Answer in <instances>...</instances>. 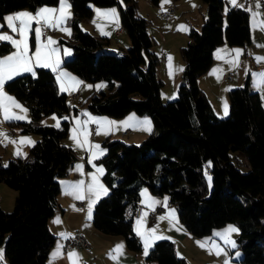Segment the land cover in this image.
I'll return each instance as SVG.
<instances>
[{"label":"trees","instance_id":"trees-1","mask_svg":"<svg viewBox=\"0 0 264 264\" xmlns=\"http://www.w3.org/2000/svg\"><path fill=\"white\" fill-rule=\"evenodd\" d=\"M73 15L71 39H60L73 48L63 60L80 78L105 80L107 90L92 94L87 108L96 114L122 117L129 112L150 115L153 131L141 143H128L107 136L105 166L109 194L96 203L93 223L103 233L123 235L128 248L142 250L133 229V214L146 186L154 194H168L176 205L179 220L193 234L205 236L214 228L236 222L238 247L243 264H264V104L261 93L244 86L229 92V114L219 117L198 78L213 64L214 50L224 42L248 45L252 41L250 13L224 0H203L206 18L200 30L190 29V40L181 48L185 66L177 98L163 101V81L158 77V57L152 52L154 38L148 20L139 13L137 0H69ZM159 2V0H154ZM59 0H0V20L7 13ZM118 4L120 22L131 45L122 52L109 50L111 38L84 31L80 21L89 18L92 5ZM12 49L0 42V54ZM35 77L24 73L5 84L28 107L31 120L20 121L21 132L41 138L30 147L29 157L0 158V184L17 191L14 208L0 204V245H5L9 264H49L55 242L49 219L55 213L60 192L59 178L76 160L72 147L64 144L70 130L71 105L68 94L59 89L56 72L36 67ZM72 111V112H71ZM69 116L60 127L41 124L44 115ZM232 151H240L250 163L242 170ZM207 173L212 175L210 190ZM132 206L133 213L128 212ZM1 264V261H0ZM145 264H189L177 255L171 239L157 240Z\"/></svg>","mask_w":264,"mask_h":264},{"label":"crops","instance_id":"crops-1","mask_svg":"<svg viewBox=\"0 0 264 264\" xmlns=\"http://www.w3.org/2000/svg\"><path fill=\"white\" fill-rule=\"evenodd\" d=\"M195 1L197 0H170V3H166V5L170 7H175L171 5L176 4L178 8L180 7L187 8L188 6L193 4ZM224 2H225V5L226 3H228V7H227L228 9L233 6L229 3V0H226V1L224 0ZM237 3L239 4V2ZM44 6H47V5H44ZM44 6H40L39 8L44 7ZM204 6L205 7H203V10L205 9V15H206L207 5H204ZM58 7H59V4L56 5V8ZM38 9L33 10L34 14L36 13ZM109 10L110 9H102L101 12L103 13ZM8 15H14V13L10 12L6 16ZM176 17H179V16H176ZM119 21H120V18L117 13L116 17L114 18L110 17L109 26L104 28L103 31L108 33V35H104V36H109L110 38H111V35L118 36L119 40H115V45L112 42V40L110 41V45H113L114 47L119 49V52H122L123 50L127 49L131 45V41L128 35H124L126 34L124 31L120 34L117 33L118 27L116 25ZM166 45L167 44L165 42V44H163V49L160 48L158 51L160 55L158 56L159 60H160V57H162V55H165L164 56L165 59L164 60L162 59L164 62L160 60L161 63H158L156 65L157 75L161 80H167V81H170V77L174 72L175 74L179 73L180 76L179 77L177 76L175 78L176 86H175V89L173 88L174 86L172 87L174 89V90H171V93H173L171 94L172 96H168V92L170 91H166V90L164 91V88H163V93H162L163 99H165L166 97L165 94H167L168 98H173L174 95H176V93L178 94V89H179V85L181 82L182 71H183V70L179 71V69H183L185 66V61L182 58V56L181 55L180 57L178 56L179 50L175 49V51L173 52L169 47H167L169 49V53H168L166 52L167 50L165 49ZM222 49H228L229 52L228 53L221 52V58L218 59L217 52ZM232 49H242L243 50V47L232 46L231 44L227 42H224L221 45H219L214 50L213 64L205 73L200 75L198 78V84L203 89V91L206 93L209 101L211 102L214 108L215 113H217V115L219 116L223 115L225 117L228 116L229 114V107H227L228 114L227 115L224 114L225 100L229 96V92L232 88L245 85L247 80L249 79L250 88L255 89L259 91L260 93H262L260 90L261 86H255L252 74H250V76L247 78L246 73H244L243 71L244 70L243 67L247 66L248 70L250 69V71L252 67V64L250 61H247V63H242V58H244L245 60H249L246 54L242 53L238 57V61H239L238 67L233 68L232 65L228 63L229 60L235 58V54L231 53ZM169 57H171V61H169ZM64 59L61 58L62 63ZM62 63L60 65V70L64 71V69H62ZM170 63H171V67L169 66ZM163 66H164V73H162ZM215 69H220L221 71L214 72ZM227 72H230L232 74V79H227L229 81H227L226 78L224 77V74ZM234 72H235V76H234ZM56 77H57V73H56ZM57 83L60 89V82L58 80H57ZM85 87L86 85L84 84L82 90H80L81 92L80 95L82 94ZM63 92L69 93V91H63ZM9 93L12 94L11 96H15L13 93L11 92ZM261 96H262V100L264 104L263 95L261 94ZM105 116H109V115H105ZM130 116H134L136 118L134 121H132V125H133L132 128L127 127L124 131H122V134H121V130L119 132H115L114 130L115 125H111V131L118 137L123 138V141L130 140V142L128 143L138 144L140 141H142L144 138H146L151 133L150 125L148 126L142 123H137V121H144V120L148 121L145 114L140 115L135 112H129L118 121H116L117 119L113 116H109L113 118V119H109L108 117H94V115L93 116L87 115V119L90 120V118H96L98 120L115 121L116 125H118L120 124V122L127 120ZM77 119L78 118L76 117L75 119L73 118L72 128L69 130L68 135L62 139V142L64 144L73 148L76 154V160L73 164H71L67 173L64 176L59 178L60 192L57 197L58 206L53 216L49 219V228L51 232L55 235V242L50 250L49 257H48V263L49 264H72V259H69L67 254L69 252H76L79 254V258H80L77 261V264H145L146 256L144 255V241H143V238L137 234L135 229H136V220L144 216L145 213H147L145 227L147 229L158 227L159 228V232L157 233L158 235L166 236L175 243V251L178 256L184 257L189 264H194V262H198V264H210L207 260H203L201 255H202V252L205 251L206 247L207 248L211 247V242L207 244L205 247H201L197 242L198 241L202 242V241L208 240L209 238H213L212 242L220 246L222 242V238L214 237V233L222 232L220 229L221 226L217 227L218 229L214 228L210 234L205 235V236H197L191 233L184 226V224L179 220L176 205L171 202L169 195L168 194H154L146 186H144L141 189L140 200L137 203V206L134 209V214H133V229L142 243L141 251L136 252L128 248L125 237L123 235L106 234V233L101 232L95 227L93 223V216H94V210H95L96 203L98 202V200H100L102 197L106 195H101L100 198L96 200L95 204L92 207L91 218L89 219L88 211H87L88 210V200L87 199L85 200L75 199V197L71 194L72 189L70 185L80 180H83L85 182V187H86L88 184L92 182V174H96V168L103 167L104 172L102 174H97L98 180H99V183L103 184L104 187L108 189V194H109L111 187L105 181V178H104L105 166L99 161V159L106 153V148L102 144L106 136L104 137L105 134L100 136V134L97 135L96 133L88 136L90 144H99L101 146V149L99 150L98 149L89 150V145H84V147H79L77 143L71 139L72 129L74 127H77L76 125ZM126 130H130V132L126 133ZM92 131L94 130L92 129ZM27 136H29L27 138H30L35 143L41 138L39 134H34V133L31 135H27ZM77 136L79 140H83V136L79 132L77 133ZM27 145L30 150V147L33 144L27 143ZM101 150H103V155L98 154L97 157L93 159L92 152L94 151V152L99 153ZM243 156H244V159L242 161L245 164V166L249 168L250 163L248 162L244 154ZM28 157H25V158H28ZM76 165H83L82 170H77ZM93 165H95V167ZM145 190L147 191L149 197L161 203H157L151 208L148 207L147 204L145 203V197L143 195ZM66 192L68 194H66ZM1 195L2 193H0V198H1ZM85 195H87V193H85ZM165 199L167 200L166 205L163 204V201H165ZM173 205L175 207H173ZM139 207H141L140 211L138 210ZM155 207H161V211L154 217V219H152L150 215V210ZM77 209H82V211H78ZM172 209L175 210L176 218L178 219V224L176 225L170 224L169 219H164V220L159 219V217L161 216H168L170 210ZM128 212L130 214L133 213L132 206L128 207ZM57 220H59L60 223H57L56 222ZM222 226H226V224ZM177 228H179L180 230H177ZM61 233H65L67 235L62 237L60 235ZM76 234H80L84 236L88 245L87 246L77 245L73 247L72 249H68L66 247L67 238L71 235H76ZM156 241L153 242L152 246L154 245ZM236 241H237V238H236ZM58 244L63 245V248H62L63 255L53 260L52 254L56 250ZM121 244L123 245V254L119 256V260L117 261L111 258L110 253L113 252V250L117 247V245H121ZM212 252L215 253V250L213 249ZM241 259L242 257L240 258L239 262L243 264L241 262Z\"/></svg>","mask_w":264,"mask_h":264},{"label":"rangeland","instance_id":"rangeland-1","mask_svg":"<svg viewBox=\"0 0 264 264\" xmlns=\"http://www.w3.org/2000/svg\"><path fill=\"white\" fill-rule=\"evenodd\" d=\"M120 1H121L122 5H126V0H120ZM137 2H138L139 13L141 15H143L144 17H146L148 20V32L154 38V44H153L151 50H152V52H155L154 54L157 57L160 56L158 51L160 48L163 49V44H165V42L167 44L165 46V49L167 50V51L165 50L166 52L169 53V49L167 48V47H169L173 52L175 51V49L179 50L178 56L179 57H180V55L182 56L181 48L183 46H185L186 44H188V42L190 40L189 31H190L191 27L195 28L197 30H200L202 27V24L206 18L205 9L203 10V7H205L204 5H206V4L203 0H197L193 4L188 6L187 8H183V7L178 8V6L176 4L171 5V6H175V8L173 9L172 12H170L171 14L168 17L167 16L163 17V16L166 12H168V10L171 9V7L166 5V3H164V0H161V2H160V0H159V2H156L154 0H137ZM237 2H239V4L244 5L245 8H247L249 5H252L253 10H255L254 5L256 3V0H237ZM68 3H70L69 0H68ZM261 3H262V7L260 9L261 17H259V19L264 20V9H263V1L262 0H261ZM162 5H163V10H162ZM47 6L56 8V5L55 6L54 5H47ZM92 7H93V12H92L91 16L89 18H85V19H82L80 21V28L84 31L101 35V31L97 28V24H99L103 30H104V28L109 26L110 17H105V16L98 17L97 16V9H99L100 11H102V9H110V10L115 9L116 13H118L119 18H120L118 4L111 5V6H104V7L92 5ZM227 7H228V3H226V9H228ZM19 11L20 12L26 11V12L34 14L33 10L29 9V8H22L20 10H16V11H12V12L15 14V13H19ZM70 13H71L70 18H71L73 15L72 6L70 9ZM6 15L4 17H6ZM176 16H179V17H176ZM69 21H70V19H69ZM69 21H67L65 26L70 28V30H71L70 35L63 32V31H60L59 29H53V28H47V27L41 28V31H42L41 42L47 43L49 37L52 38L53 40L57 41V44L52 45V47L59 49V55H60V58H62V59L68 58V57L72 56V54H73V48L69 44L60 42V38L67 39V40L71 39L73 26H72V22L70 24ZM94 21H95V23H94ZM5 24H6V22L4 19L0 20V25H5ZM250 24H251V17H250ZM116 26L117 27L122 26L121 22L119 21ZM180 26H186V27H184L183 29H180ZM31 27L33 29L35 27H37L35 22L32 23ZM251 31H252V41L250 44H248L246 46L245 45H232V46L243 47V53L248 56L249 60H245L244 58H242V63H247V61H250L252 64L251 71H250V69L248 70L247 66L243 67V69H244L243 71H244V73H246L247 78L250 76V74H252L255 86H261L260 90L262 92L261 94L263 95V99H264V76H254L253 75V73H264V62L258 63L257 60L255 59V57H257V56L264 57V47H257V44L264 45V32L260 31L259 28H257L254 31L252 29V27H251ZM0 33H4V34L10 35V36H13V38L19 39V36L17 34L12 33L11 30L9 28H7L6 26L3 28H0ZM124 35H128V34L126 33ZM111 40L115 45V40H119V38H118V36L111 35ZM0 42H2V41H0ZM29 45H30V54H31V52L35 50V46H36V39H35L34 31L29 34ZM109 46H110L108 48L109 50L119 52L118 48L114 47L113 45H109ZM15 50L16 49L14 48V46H12V49L9 52H7L6 54H2V55L0 54V58L7 57V56L11 55ZM65 50H70L71 54L68 56H65L64 55ZM162 52H163V50H162ZM164 56L165 55H162V57H160L161 61H163L165 59ZM160 60L158 61V63H161ZM62 69H64V71H67L68 73H70L73 77H76L78 80L83 81V83L85 85H92L93 86L91 88L85 87L82 94L81 95L79 94L75 98V100H72V101L69 100L71 105L75 104L73 106L80 108V112L78 114L73 113L71 115L72 116V118H71L72 122L70 125V129L73 126V118L75 119V117L81 121L89 120V119H87V115L84 116V113L89 114V116L94 115V117H108L109 119H113L109 116H105L104 114L93 113L86 106L87 101L89 100V98L92 94H94L95 92H98L100 90H107V82L105 80H98V81H94V82L89 81V80H85V79L80 78L77 74L73 73L68 68H66V66H64V67L62 66ZM34 70L36 71V68ZM162 73H164V66L162 67ZM177 76L179 77L180 74L179 73L175 74V72H174L170 77V81L162 80L163 86L161 88V96L163 93V88H164V91L165 90L170 91V92H168V96H172L171 94H173V93H171V90L175 89V86H176V79L175 78ZM234 76H235V72H234ZM231 78H232V76H231ZM227 81H229V80H227ZM101 84L106 85V86L97 89L96 86L101 85ZM252 90H255V89H252ZM4 91L9 96L12 95L6 90L5 87H4ZM69 93H67V94H69ZM79 93H81V92L79 91ZM176 95L178 96L177 93H176ZM176 95H174L173 98H168L167 94H165V96H166L165 99H163V98L162 99H163V101L166 102V101L173 100V99L177 98ZM11 97H14L15 100L17 102H19L21 105H23L24 108L28 109L26 104H24L16 96H11ZM229 101L230 100H229V96H228L225 100L227 107H229V105H230ZM12 111L16 112L17 114H20L19 109H12ZM26 115H27V119H25V120L7 121V120H3V111H2V109H0V121H3L2 123H0V131L6 133L7 137L9 139L17 141V142L20 141L24 137H29L27 135H31V134H33V132H21L20 121H26L27 122V121L31 120V114H30L29 109H28V112ZM145 115H146L148 121L150 122L147 125L148 126L150 125V132H152L153 131L152 119H151L150 115H148V114H145ZM53 116H55L57 119H59V127L61 125L62 117H63V119H64V117H66V116H60L57 113L46 114L40 120L42 122L41 124L55 126L57 123V120L53 119L52 118ZM67 117H70V115ZM122 117H115L117 119L116 121L120 120ZM219 117H225V116L222 115ZM10 122H12V123H10ZM118 125H120V124H118ZM118 125H115L114 130H115V132H119L121 130V134H122V131H124L126 128L125 127L123 128V126H118ZM83 127H86L87 131L89 132V135H93L96 133L98 125L96 123L90 122ZM130 128H132V127H130ZM92 129L94 131H92ZM105 131L109 132V134L104 135V137L109 136L111 139L123 140V138L118 137L117 135L112 133L111 125H104V127L101 130L100 136H102ZM13 132H14V134H13ZM16 132H17V134H16ZM34 134H37V133H34ZM88 139H89V137H88ZM125 141L130 142V140H125ZM141 142L142 141H140L139 143H141ZM18 148L21 152V155H19V156L16 155ZM24 154H26V156ZM232 155H233V159L235 161L239 162L242 170H245V171L248 170V167L245 166V164L242 161L244 159L242 152L232 151ZM28 156H29V148H28L27 143H24V144L16 143V144H14V143H9L7 140L0 143V158L4 164H7L10 159H17L18 157L25 158ZM206 175H207L208 185H209L210 190H211V188L213 186L212 175H210L209 173H207ZM209 177H211L210 180H209ZM0 193H2L1 198H0L1 206L3 207L4 210L11 211L14 208V201H15V198L17 195V191L14 188H12V187L4 184V183L3 184L1 183L0 184ZM173 207H175V206L173 205ZM229 225H232V226H235L238 228V225L236 222H228V223H226V226L220 227L221 231L225 230ZM216 229H218V228H216ZM238 234H239V232L233 233L230 237L232 240H234L236 242V244H237L236 238H237ZM220 247L223 248L224 251H226L228 253L227 256H225L223 254L216 255L213 252H212V254H210L209 251L207 250V247H206L205 251H203L202 255H201L203 260H207L210 264H225V260H227L229 262V264H241L239 261H240V258L242 257V251L238 247V244H237V248L233 249L230 247V245L225 244L223 239H222ZM0 250L3 251V260L1 261V264H9L5 260V256H4V254H5V245L4 244L0 245ZM237 251H239V253H240V255L238 257L236 256ZM195 263L198 264V262H194V264Z\"/></svg>","mask_w":264,"mask_h":264},{"label":"snow or ice","instance_id":"snow-or-ice-1","mask_svg":"<svg viewBox=\"0 0 264 264\" xmlns=\"http://www.w3.org/2000/svg\"><path fill=\"white\" fill-rule=\"evenodd\" d=\"M164 3H170V0H164ZM229 3L235 7L243 8L245 11L250 13L251 17V27L255 31L259 28L260 31L264 32V20L259 19L261 17L260 9L262 7L261 0H256L254 5L255 10H253V6L249 5L247 8L244 7L242 4H238L237 0H229ZM70 9L71 4L68 3V0H59V7H41L39 8L35 14L29 12H19L14 15H8L4 17L6 22L5 25H0V28L7 27L11 30L12 33L17 34L19 39L13 38V36L0 33V41H5L11 43L12 46L16 49L11 55L7 57L0 58V109L3 111V120L11 121V120H25L27 119V112L28 109L24 108L19 102L15 100L14 97L9 96L5 91L4 87L8 81L13 80L15 77L20 76L23 73H30L33 77H35V68H49L53 72L57 73V80L60 82V90L63 91H75L79 85L83 84V81L78 80L77 78L71 76L70 73L66 71L60 70V65L62 60L59 55V49L52 47V45L57 44V41L53 40L52 38H48L47 43L41 42L42 36V27L59 29L67 34H71L70 28L66 27L67 21L70 19ZM163 10V5H162ZM117 13L115 9H111L107 12H101L97 9V16H105V17H116ZM35 22L37 27L34 29L31 27L32 23ZM95 23V21H94ZM186 26H180V29H183ZM97 28L101 31L102 35H108V33L104 32L103 29L97 24ZM35 33L36 39V46L35 50L30 54V45H29V34L31 32ZM257 47H264V45L257 44ZM221 52L228 53V49H222L217 52V58H221ZM231 53L235 54V58L228 61L232 65L233 68L238 67V57L243 53L242 49H232ZM71 54L70 50H65L64 55L68 56ZM258 63L264 62V57L257 56L255 57ZM169 61H171V57H169ZM171 67V63L169 65ZM183 69H179L182 71ZM220 69H215L214 72H219ZM254 76H264V73H253ZM106 85H97L96 88L99 89L101 87H105ZM86 87L91 88L92 85H86ZM12 109H19L20 114L13 112ZM224 114H228L227 104L225 102L224 105ZM84 115H89L84 113ZM53 119L57 120L56 127H59V119L55 116L52 117ZM64 119H68L64 117ZM136 118L134 116H130L127 120L120 122L118 126L132 127V121ZM3 121H0L2 123ZM96 123L98 125L96 134H101V130L104 125H116L115 121H108V120H98L96 118H90V120L81 121L79 119L76 120L77 127L72 129V137L71 139L77 143L79 147H84V145H89V150L91 149H101L99 144H90L88 136L89 132L87 131L86 127L88 123ZM137 123L142 124H149L150 122L147 120L144 121H137ZM80 133L83 136V140H79L77 133ZM103 134L107 135L109 132L105 131ZM7 140L9 143H19V144H35L30 138L24 137L20 141H14L7 137V134L0 131V143ZM103 155V150L99 153L92 152V158L95 159L97 155ZM16 155H21L19 148L17 149ZM26 156V154H24ZM91 162V161H90ZM95 167V165H93ZM77 170H82L83 165H76ZM104 172L103 167L96 168V174H92V182L85 187V182L80 180L74 184H71L70 187L72 189V195L77 200H88V217L91 218L92 214V207L95 204L96 200L100 198L101 195H107L108 189L104 187L103 184L99 183L98 175ZM211 177H209V180ZM87 193V195H85ZM66 194H68L66 192ZM145 197V203L148 207H153L157 203H161L149 197L147 191L143 193ZM163 204H167V200L163 201ZM78 211H82V209H77ZM147 213L144 214L141 218L136 220V229L138 235L143 238L144 241V255L147 256L149 252V248L152 247V244L156 240H163L169 239L166 236L158 235L159 232L158 227H154L151 229H147L145 227L146 224ZM160 220L169 219L170 224L176 225L178 224V219L176 218L175 210H170L168 216H161L159 217ZM60 223L59 220L56 221ZM177 230H180L177 228ZM239 229L235 226L229 225L225 230L222 232H215L214 237H221L225 244L230 245L231 248L236 249L237 244L234 240L230 237L233 233H238ZM62 237L66 236L67 234L61 233ZM213 238H209L205 241H198L197 243L201 247H205L207 244L211 242V247L207 248L210 254H212L213 249L215 250L216 255H225L227 256L228 253L224 251L219 245L215 244ZM63 245L58 244L56 250L53 252V260L59 258L63 255L62 252ZM123 254V245H117V247L110 253L111 258L114 260H119V256ZM68 258L72 259V264H77V261L80 259L79 254L76 252H69ZM240 255L239 251L236 252V256ZM75 258V259H73ZM3 260V251L0 250V261ZM225 264H229L227 260H225Z\"/></svg>","mask_w":264,"mask_h":264},{"label":"built area","instance_id":"built-area-1","mask_svg":"<svg viewBox=\"0 0 264 264\" xmlns=\"http://www.w3.org/2000/svg\"><path fill=\"white\" fill-rule=\"evenodd\" d=\"M174 8L175 7H171V9L168 10V12H166L163 17L170 16V14H171L170 12H172ZM263 9H264V0H263ZM123 30H124V27L120 26V27L117 28V33L120 34V33L123 32ZM231 76H232V74L230 72H227V73L224 74V77L226 79H232ZM83 86H84V83L79 85L78 88L75 91H70L72 93V100H73V96L75 95V93L78 92L79 90H82ZM129 132H130V130H126V133H129ZM140 209H141V207H139L138 210L140 211ZM160 211H161V207H155V208L151 209L150 210L151 218L154 219V217L158 213H160ZM77 245H82V246H87L88 245V243H87V241H86L84 236H82L80 234H76V235H71V236H69L67 238L66 247L68 249H72L73 247H75Z\"/></svg>","mask_w":264,"mask_h":264},{"label":"bare ground","instance_id":"bare-ground-1","mask_svg":"<svg viewBox=\"0 0 264 264\" xmlns=\"http://www.w3.org/2000/svg\"><path fill=\"white\" fill-rule=\"evenodd\" d=\"M79 91L75 93V95L73 96V100H75V98L80 94ZM68 100L72 101V93L71 92L68 94Z\"/></svg>","mask_w":264,"mask_h":264}]
</instances>
